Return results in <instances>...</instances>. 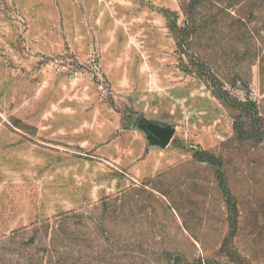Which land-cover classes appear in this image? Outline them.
<instances>
[{"label": "rangeland", "instance_id": "1", "mask_svg": "<svg viewBox=\"0 0 264 264\" xmlns=\"http://www.w3.org/2000/svg\"><path fill=\"white\" fill-rule=\"evenodd\" d=\"M0 264H264V0H0Z\"/></svg>", "mask_w": 264, "mask_h": 264}, {"label": "trees", "instance_id": "2", "mask_svg": "<svg viewBox=\"0 0 264 264\" xmlns=\"http://www.w3.org/2000/svg\"><path fill=\"white\" fill-rule=\"evenodd\" d=\"M236 102L241 106L246 104L245 102L240 101V100H238ZM249 104L252 105L251 102H249ZM193 156L199 161H206V162H209L210 164L214 165L215 167H217L220 186L228 198V205L231 207V209L235 213H238V207H237V204L234 201L233 196L230 192V189H229V186H228V183L226 180V174L223 170V163H222L221 159L214 154L208 153L205 150L195 151Z\"/></svg>", "mask_w": 264, "mask_h": 264}]
</instances>
